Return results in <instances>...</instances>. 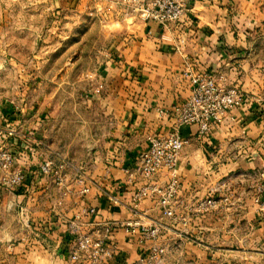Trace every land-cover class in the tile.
Wrapping results in <instances>:
<instances>
[{
	"label": "crops",
	"instance_id": "0c3cea01",
	"mask_svg": "<svg viewBox=\"0 0 264 264\" xmlns=\"http://www.w3.org/2000/svg\"><path fill=\"white\" fill-rule=\"evenodd\" d=\"M129 19L111 24L98 65L71 81V116L61 120L70 132L49 130L57 119L38 68L29 78L17 66L20 92L0 96V147L24 174L20 187L0 186V264H75L66 221L134 219L131 197L143 181L132 174L147 137L170 131L171 111L189 93L186 72L222 76L242 101L204 139L195 126L180 128L189 144L174 172L177 211L207 198L215 205L186 224L163 219L165 264H264V0H189L186 18L166 28ZM45 162L66 165L60 185L41 172ZM169 177L162 171L156 181ZM138 213L145 223L160 217L151 198ZM111 241L116 254L108 264H131L141 254L138 233L117 228Z\"/></svg>",
	"mask_w": 264,
	"mask_h": 264
},
{
	"label": "built area",
	"instance_id": "2783aa9c",
	"mask_svg": "<svg viewBox=\"0 0 264 264\" xmlns=\"http://www.w3.org/2000/svg\"><path fill=\"white\" fill-rule=\"evenodd\" d=\"M115 4L118 14L124 18L137 17L143 23H154L166 28L171 24L181 23L186 18L189 0H116ZM185 76L188 78L189 93L181 103L173 107L170 131L161 136L147 137L148 148L140 154L132 174L143 181V185L131 197L130 208L134 219L123 222H84L74 217L66 221L65 232L72 240L68 252L70 262L108 264L116 254L111 235L115 229L123 228L127 234L138 233L143 244L141 254L131 264H165L169 248L160 241L164 229L163 219L186 224L193 215L215 205L212 198H207L188 207L185 213L177 211V205L182 201L177 198L179 181L174 172L182 150L189 144V139L180 135V128L195 126L198 137L204 139L214 126L222 124L240 104L242 92L236 86L226 85L225 79L215 73L186 72ZM13 163V154L8 149H0V186L9 190L20 187L24 179L23 172L15 169ZM65 168L64 163L52 165L45 162L40 166L42 173L52 175L57 180V185L61 184L59 179ZM162 171L170 177L164 184H159L156 177ZM67 192V188L61 192L57 202L59 205ZM86 192L84 187L80 190V193ZM147 198L155 201L160 212L159 219L149 223L143 222L142 215L138 213L139 205ZM262 204L264 205V201Z\"/></svg>",
	"mask_w": 264,
	"mask_h": 264
},
{
	"label": "rangeland",
	"instance_id": "374dc122",
	"mask_svg": "<svg viewBox=\"0 0 264 264\" xmlns=\"http://www.w3.org/2000/svg\"><path fill=\"white\" fill-rule=\"evenodd\" d=\"M115 3L0 0V96L20 92L17 82L22 73L17 66L25 67L29 78L38 68L43 96L52 101L57 119L49 130L70 132L71 123L61 120L71 116V81L83 70L97 66L100 53L111 43L105 32L114 34L116 26L111 24L124 18ZM7 83H12L14 90H5ZM32 94L35 97V92ZM0 149L8 148L2 145Z\"/></svg>",
	"mask_w": 264,
	"mask_h": 264
}]
</instances>
